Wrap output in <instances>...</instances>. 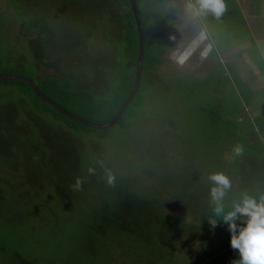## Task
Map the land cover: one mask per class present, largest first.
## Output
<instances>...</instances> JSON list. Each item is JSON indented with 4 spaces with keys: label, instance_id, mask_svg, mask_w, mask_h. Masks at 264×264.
I'll return each instance as SVG.
<instances>
[{
    "label": "trees",
    "instance_id": "16d2710c",
    "mask_svg": "<svg viewBox=\"0 0 264 264\" xmlns=\"http://www.w3.org/2000/svg\"><path fill=\"white\" fill-rule=\"evenodd\" d=\"M157 2L135 0L144 34L142 77L136 96L111 128L95 129L78 123L38 97L30 84L0 79V85L6 86L2 87L5 90H0V264L42 262L25 248L27 242L23 232H19L18 247L9 248L7 244L10 245L15 226L36 232L34 218L42 215L44 207H48L45 213L68 215L73 220V215L90 209L97 223L122 231L127 240V235H138V240H157L162 246H171L173 236L184 231L179 220L160 207L161 199L156 192L159 188L151 187L153 191L143 189L142 180L136 174L139 160L133 159L134 151L130 154L118 151L116 158L113 155L112 158L108 147L113 146L111 138L116 127L127 131L135 124L148 103L149 86L163 84L157 78V68L164 59L161 54L173 44L174 39L167 38L168 22L173 12L167 13L163 6L156 5ZM8 7L14 9L21 20L27 43L18 46V52L13 54L15 48L7 50L0 35V73L30 78L50 100L78 118L96 124L110 122L135 84L140 40L131 1L8 0ZM152 27L153 31L157 29L156 39L148 34ZM251 104L245 109L244 117L239 118L242 126L239 125L226 160H212V155L201 157V161L212 169L221 167L231 182L238 175L241 186L237 185L236 189L244 187L249 190V183H261L264 169V145L258 141L261 143V147L257 144L259 153L244 156V160H249L246 173L241 177L237 173L243 162L237 147L250 107L253 110ZM258 126L263 131L264 124L259 121ZM260 133L256 130L249 133L250 140L255 139L252 135ZM187 142L189 146L190 142ZM187 148L179 149L182 163L189 154ZM193 148L194 155L190 153L187 159L198 161L197 148ZM183 153L186 155L181 156ZM152 157L165 159L164 154H152ZM154 159L145 164L154 169L149 175H157L156 181L161 187L171 176L177 181L173 187L174 196H182L179 203L193 210L195 205L189 185L175 177L177 164L172 165L171 159L162 163ZM210 175L208 173L194 182L200 190V199L211 197L213 181L209 180ZM77 179L80 180L78 188L75 187ZM100 186L105 188H95ZM33 189L36 190L35 196L32 195ZM229 192L227 189L226 195ZM251 192L255 193L251 196L257 199L264 194L262 187H254ZM143 193L148 196L144 197ZM223 203L225 211L231 210L233 203ZM148 207L156 212H139ZM213 209L212 200L206 198V202L195 211L200 214L198 219L202 223L199 227L203 231L198 263L203 248H208V240L214 238L208 223L214 216ZM87 226V230L94 228L89 222ZM219 227L225 228L217 235L220 245L217 248H221L219 256L222 264H229L238 250H233L230 245L231 233L227 225L219 224ZM6 229L10 233L8 240L3 237ZM155 229L158 235L153 232ZM51 263L56 262L51 260ZM57 264L71 263L59 260ZM95 264L99 263L95 261Z\"/></svg>",
    "mask_w": 264,
    "mask_h": 264
},
{
    "label": "rangeland",
    "instance_id": "374dc122",
    "mask_svg": "<svg viewBox=\"0 0 264 264\" xmlns=\"http://www.w3.org/2000/svg\"><path fill=\"white\" fill-rule=\"evenodd\" d=\"M164 1L158 0L156 5L160 6ZM181 3L179 0H172L169 6L167 4L163 6L167 12H170L173 11L172 8L178 9ZM16 14L14 9L8 7V0H0V19H2V22L0 20V35L2 34L4 38V45L7 50L15 48L13 49V54L18 52V46H26L27 43L26 31L22 29V22ZM236 15L240 16L241 14L238 13ZM238 16H235L234 21L232 20L234 28L228 27L230 22L223 20H218L216 24L210 25L208 30L216 38V42L219 41L220 48H226L224 39L227 38L229 40V35L239 36V39L245 37L246 28ZM176 28L179 36L188 34L190 37L191 30H188L189 28L187 25L184 26L183 22L180 21ZM149 33H155L156 35V29L153 31L152 27L148 31ZM149 39L154 38L149 37ZM179 52L173 56L171 54L168 56L165 52L161 54L164 59H162L157 68V78L163 83L162 86L156 83L155 87L151 88L149 86L148 103L135 121V124L127 131H120L121 129L116 127L111 138L113 146H108L110 148V156L113 155L115 158L118 151L127 152L128 154H130V151H134L133 159L139 160L136 174L142 180L143 189L153 191L151 187L159 188V191L156 192H159L158 195L161 199L160 207L162 206V210L166 213H172L179 220L180 228L184 230L179 236H173V244L171 246L170 244L169 246H162L157 240L156 242L154 240H138V235H127V240L122 231L109 228V226L103 227V225H100L101 223H97L90 209H87L84 213L73 215L75 216L73 220L70 218L72 216L59 214L52 216L51 213H45L48 207H44L42 215L34 218L33 225L37 228H35L36 232L15 226L10 245L7 244V247H18L19 232L21 231L27 242L25 248L35 255L37 259H42L40 264H50L51 260L56 262L55 264L59 260L68 261L71 264L78 261H81L80 264L82 262L95 264V261L99 264L198 263L203 231L199 227L202 223V220L198 219L200 214H196L195 211L199 210L202 202H206V198L207 201H210L211 197H206L205 199L202 197L200 199L198 197L200 190L196 188L197 186L194 182L197 179L204 178L208 173H222L221 167H213L212 169L207 163L201 161V157L202 155H212L214 156L211 158L212 160H226L229 150L235 142L238 130L242 126V120L239 118L244 117L245 109L250 106L248 104L253 102L251 104L253 110L250 107L246 126L237 147V152L243 158V162L240 164L241 170L240 172L237 171V173L240 174V177L243 176L246 173V167L249 165V160L246 158L244 160V156L252 157L259 153L258 147H261V143L258 141H261L264 145V127L262 131L258 126L259 121L264 122V113L260 115L262 112H256L257 104L254 102L255 100H251L254 96V91L257 89L249 88L248 92L243 91L240 81L234 75V68L237 66H231L230 63L224 62L223 58H216V55L213 56L214 54L212 53L208 62L203 63L195 71L192 69L193 62L190 63L188 61L185 62V69H183V67L176 65L177 62L175 63L174 61L177 57L178 59L179 57L181 58V53L183 57H187V54L186 52H181V50ZM244 57L247 58L244 63L250 66L257 79L264 84V63L262 64L258 58L257 52L252 49ZM2 87L6 86L0 85V88ZM160 87H163L164 90ZM0 90L5 89L2 88ZM254 130L259 133L261 130V133L257 136L252 135L255 139L251 141L249 133ZM187 141L190 142L189 146ZM193 146L197 148L196 151L198 153L196 156L200 158L198 161L187 159L188 155L195 151ZM180 148L183 150L187 148L189 153L187 156H185L186 153L181 155L186 158H184L183 163L182 157L180 158L178 154ZM152 154L153 156L164 154L165 159H157L152 157ZM153 158L161 163L171 159L172 165L177 164L175 166L177 171H175V177L177 180H184L189 185L195 205L193 210L190 211L185 204L183 206L179 203L181 199L183 200L182 196L176 194L181 199L174 196L173 187L177 181H174L171 176H169V180L164 186L161 187L156 181L157 175H149L154 169L152 166L146 167L145 164H150ZM203 160H205L204 157ZM201 172L202 175H200ZM262 172L261 183L257 184L258 181L249 183V190L248 188L244 189V187H237L236 189L237 185L241 186L240 180L237 179L238 175H236L233 182H231V187L228 188V192L233 193H227L223 202L234 204L245 195L251 196L255 194L251 192L254 187H262L264 192L263 168ZM160 173H163V170H160ZM209 180L211 179L209 178ZM244 191L246 193L242 195ZM35 194L36 190L33 189L32 195L35 196ZM143 196L147 197L148 194L143 193ZM152 210L151 207H148V209L139 212L145 213L147 211L149 213ZM153 211L156 212L155 210ZM88 222L94 226L93 229H86L88 228ZM224 229V227L220 228L218 225L215 230L211 231L214 238L208 240L206 244L208 248H203L198 264L223 263L221 255L219 256L221 248H217L220 246L217 242V235ZM153 232L158 235L156 229ZM3 237L5 240L10 238V233L7 229ZM14 242L17 244H14Z\"/></svg>",
    "mask_w": 264,
    "mask_h": 264
},
{
    "label": "crops",
    "instance_id": "0c3cea01",
    "mask_svg": "<svg viewBox=\"0 0 264 264\" xmlns=\"http://www.w3.org/2000/svg\"><path fill=\"white\" fill-rule=\"evenodd\" d=\"M179 2H182L179 8H172L173 11H170L173 12V15L168 22L170 26L168 27L167 38L174 40L172 46L166 47L165 53L168 56L170 54L173 56L180 53V50L183 53L186 52L188 59L195 61L192 69H198L203 63H207L212 53L213 56L216 55V58H223L224 62L230 63L231 66H237L234 68V75L240 81L243 91L248 92L249 88L257 89L254 91L251 100H255L256 112H262L260 114L262 115L264 113V84L257 79L250 66L244 63L247 61L244 56L253 49L257 52L262 64L264 63V0H224L226 8L222 15L217 17L209 11L206 17L196 20H189L185 17L183 0H179ZM164 3L169 6L172 0H165L159 7H162ZM164 10L167 12L166 9ZM238 13L241 15H236ZM235 16L240 18L246 28L245 37L239 39V36L229 35V40L223 37L226 48H220L219 41L216 42V38L208 29H210L211 24H216L218 20L230 22L228 27L234 28L232 20L234 21ZM180 21L184 23V26L187 25L188 30H191L190 37L188 34H182V37L178 35L176 27ZM152 35L156 39L155 33ZM181 56H183L182 53ZM244 86L246 87L243 88ZM262 123L264 124L263 121Z\"/></svg>",
    "mask_w": 264,
    "mask_h": 264
},
{
    "label": "clouds",
    "instance_id": "9594fccd",
    "mask_svg": "<svg viewBox=\"0 0 264 264\" xmlns=\"http://www.w3.org/2000/svg\"><path fill=\"white\" fill-rule=\"evenodd\" d=\"M225 8L224 0H183L184 15L189 20L203 19L209 11L219 17ZM210 179L214 182L210 192L214 216L208 223L212 230L219 224L227 225L230 245L238 250L229 264H264V194L258 199L245 195L225 211L223 201L231 181L223 173H213ZM79 186L77 179L75 187Z\"/></svg>",
    "mask_w": 264,
    "mask_h": 264
},
{
    "label": "water",
    "instance_id": "95a60500",
    "mask_svg": "<svg viewBox=\"0 0 264 264\" xmlns=\"http://www.w3.org/2000/svg\"><path fill=\"white\" fill-rule=\"evenodd\" d=\"M131 1V5H132V9L134 12V17L137 23V27H138V32H139V40H140V52H139V57H138V66H137V70H136V78H135V84H134V88L131 91V93L129 94L128 98L126 99V101L123 103V105L121 106V108L119 109L118 113L115 115V117L108 123L105 124H96V123H91L88 121H85L81 118H78L72 114H70L69 112H66L62 107H60L57 103H55L54 101L50 100L45 94H43L39 88L37 87L36 83L31 80L30 78L27 77H23V76H16V75H12V74H2L0 73V79L2 80H12V81H24L28 84H30L33 88V90L35 91L36 95L38 97H40L43 101L50 103L51 105H53V107L59 111L60 113H62L63 115L71 118L72 120L81 123L85 126L91 127V128H95V129H107V128H111L113 127L115 124H117L118 120L121 118V116L124 114V112L126 111V109L128 108L129 104L132 102V100L134 99V97L136 96L139 87H140V82H141V77H142V70H143V60H144V34H143V29H142V22L139 16V12L135 3V0H130Z\"/></svg>",
    "mask_w": 264,
    "mask_h": 264
},
{
    "label": "flooded vegetation",
    "instance_id": "af4514ba",
    "mask_svg": "<svg viewBox=\"0 0 264 264\" xmlns=\"http://www.w3.org/2000/svg\"><path fill=\"white\" fill-rule=\"evenodd\" d=\"M186 61H188L190 63H192V62L195 63V61L193 59H188V56L187 57L181 56V58L179 57V59H176L174 62L175 63L177 62L176 65H178L179 67H183V69H185L184 64ZM180 70H182V69H180ZM195 70L196 69H193V71H195Z\"/></svg>",
    "mask_w": 264,
    "mask_h": 264
}]
</instances>
